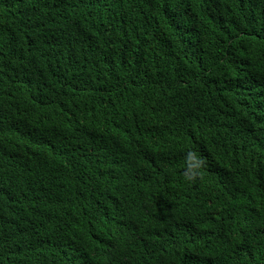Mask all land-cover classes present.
<instances>
[{
	"label": "trees",
	"instance_id": "16d2710c",
	"mask_svg": "<svg viewBox=\"0 0 264 264\" xmlns=\"http://www.w3.org/2000/svg\"><path fill=\"white\" fill-rule=\"evenodd\" d=\"M0 264H264V0H0Z\"/></svg>",
	"mask_w": 264,
	"mask_h": 264
},
{
	"label": "clouds",
	"instance_id": "9594fccd",
	"mask_svg": "<svg viewBox=\"0 0 264 264\" xmlns=\"http://www.w3.org/2000/svg\"><path fill=\"white\" fill-rule=\"evenodd\" d=\"M206 160L194 150H187L184 155L183 178L187 182H196L202 179Z\"/></svg>",
	"mask_w": 264,
	"mask_h": 264
}]
</instances>
